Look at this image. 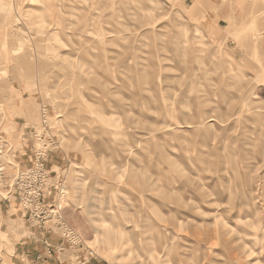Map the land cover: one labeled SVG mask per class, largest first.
Masks as SVG:
<instances>
[{"label":"rangeland","instance_id":"1","mask_svg":"<svg viewBox=\"0 0 264 264\" xmlns=\"http://www.w3.org/2000/svg\"><path fill=\"white\" fill-rule=\"evenodd\" d=\"M51 5L0 0V264L26 228L6 224L13 172L44 146L71 247L264 264V0H114L61 24Z\"/></svg>","mask_w":264,"mask_h":264},{"label":"crops","instance_id":"2","mask_svg":"<svg viewBox=\"0 0 264 264\" xmlns=\"http://www.w3.org/2000/svg\"><path fill=\"white\" fill-rule=\"evenodd\" d=\"M108 1L114 2V0H50L52 5L49 9L52 11L53 23L61 24L67 22L62 18L73 20V17L79 14L84 19H95L98 11H102V5ZM118 1L120 3L125 0ZM24 112L27 117H33L30 109ZM262 151L264 154V149ZM17 156V162L22 163L25 155L22 157V154L17 153ZM55 163L59 167V162ZM5 215L7 225L20 224L19 221H24V226L26 225V228L20 226V230L13 233L17 242H14L6 253L7 264H110L102 259L98 260V257L88 250L71 247L67 239L56 229L47 227L44 231L32 228V224H28L30 222L27 221V214L22 209L17 211L11 204L6 203Z\"/></svg>","mask_w":264,"mask_h":264},{"label":"built area","instance_id":"3","mask_svg":"<svg viewBox=\"0 0 264 264\" xmlns=\"http://www.w3.org/2000/svg\"><path fill=\"white\" fill-rule=\"evenodd\" d=\"M43 109L42 123L45 125L47 111L45 108ZM4 147L0 148V156ZM44 147L37 150L34 158L35 163L31 170L24 171L18 168L15 170L12 179L13 183L10 185L11 189L13 187L11 192H13V195L16 193V190L19 192L23 211L29 216V221L31 220L37 228L46 230L48 225L53 223V229L58 230L63 237L68 239V242H72V238L70 237L72 235L68 232L67 225L61 217L63 209L61 201L64 198L65 188H55L56 202L53 205L47 203V199L53 195L54 185L49 182V173L44 168V161L47 155V149ZM5 174V168L0 165V186L5 185L7 182L6 179L4 180ZM42 212L44 213V217H41ZM73 239L79 240L80 238L75 237ZM72 243L76 247L83 244L82 242L75 241Z\"/></svg>","mask_w":264,"mask_h":264}]
</instances>
